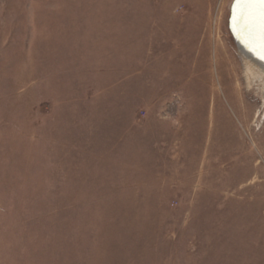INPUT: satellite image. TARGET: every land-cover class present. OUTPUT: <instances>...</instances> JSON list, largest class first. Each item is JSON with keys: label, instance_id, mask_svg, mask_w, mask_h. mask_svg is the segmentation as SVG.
Returning <instances> with one entry per match:
<instances>
[{"label": "rangeland", "instance_id": "rangeland-1", "mask_svg": "<svg viewBox=\"0 0 264 264\" xmlns=\"http://www.w3.org/2000/svg\"><path fill=\"white\" fill-rule=\"evenodd\" d=\"M231 1L0 0V264H264Z\"/></svg>", "mask_w": 264, "mask_h": 264}, {"label": "water", "instance_id": "water-1", "mask_svg": "<svg viewBox=\"0 0 264 264\" xmlns=\"http://www.w3.org/2000/svg\"><path fill=\"white\" fill-rule=\"evenodd\" d=\"M227 28L238 52L264 69V3L232 0Z\"/></svg>", "mask_w": 264, "mask_h": 264}, {"label": "bare ground", "instance_id": "bare-ground-1", "mask_svg": "<svg viewBox=\"0 0 264 264\" xmlns=\"http://www.w3.org/2000/svg\"><path fill=\"white\" fill-rule=\"evenodd\" d=\"M240 52V51H239ZM241 53V52H240ZM241 55L244 58V61L246 63V71H248L249 74L258 73L260 77L264 78V69L259 67L258 65L254 64L252 61L248 59L245 55L241 53ZM261 80V79H260ZM259 81V80H257ZM260 82V81H259ZM254 83V82H253ZM255 84V83H254ZM254 86V85H253ZM252 87V86H251Z\"/></svg>", "mask_w": 264, "mask_h": 264}, {"label": "snow or ice", "instance_id": "snow-or-ice-1", "mask_svg": "<svg viewBox=\"0 0 264 264\" xmlns=\"http://www.w3.org/2000/svg\"><path fill=\"white\" fill-rule=\"evenodd\" d=\"M260 3H264V0H259Z\"/></svg>", "mask_w": 264, "mask_h": 264}]
</instances>
